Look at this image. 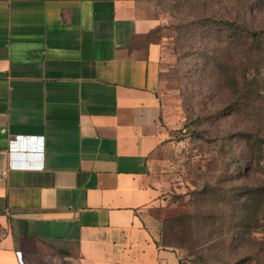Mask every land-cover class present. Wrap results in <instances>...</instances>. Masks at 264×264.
<instances>
[{
    "label": "crops",
    "instance_id": "obj_1",
    "mask_svg": "<svg viewBox=\"0 0 264 264\" xmlns=\"http://www.w3.org/2000/svg\"><path fill=\"white\" fill-rule=\"evenodd\" d=\"M161 23L150 0H0V264H179L153 213Z\"/></svg>",
    "mask_w": 264,
    "mask_h": 264
},
{
    "label": "rangeland",
    "instance_id": "obj_2",
    "mask_svg": "<svg viewBox=\"0 0 264 264\" xmlns=\"http://www.w3.org/2000/svg\"><path fill=\"white\" fill-rule=\"evenodd\" d=\"M150 1L165 30L158 241L164 222L185 264H264V0ZM27 263L71 264L41 246Z\"/></svg>",
    "mask_w": 264,
    "mask_h": 264
},
{
    "label": "trees",
    "instance_id": "obj_3",
    "mask_svg": "<svg viewBox=\"0 0 264 264\" xmlns=\"http://www.w3.org/2000/svg\"><path fill=\"white\" fill-rule=\"evenodd\" d=\"M209 21H212V23H214V24H217L218 26H221V27H231V28H234V27H239V24L238 23H236V22H234V21H230V20H225V19H222V18H209L208 19ZM245 28V27H244ZM160 30H161V33H162V35L161 36H163V32L165 31L164 30V26H161V28H160ZM253 35H255V34H253ZM239 169H240V171H243L244 169L243 168H241V167H239ZM211 189V186L209 185V184H206L203 188H202V192L203 191H208V190H210ZM248 193L246 192L242 197L241 196H239V197H241V199H243V197H245L246 195H247ZM227 203H229L230 202V200H228V198H227ZM227 203H223L224 205L225 204H227ZM236 206V205H235ZM179 222H175V224H173V222H171V225H172V232H174V234H175V239L177 240V237H176V233H177V231H176V225L178 224ZM161 225H162V230H161V233H160V235H161V239L157 242V245L159 246V247H163V248H175V249H179V250H184V248L182 247V246H178V243H176V242H174L175 244L172 246V242L173 241H169V239L167 238V229H169V225H168V227L166 228V226H165V223L164 222H162L161 223ZM170 225V226H171ZM229 226V228L232 230L233 229V227L231 226V225H228ZM186 259L184 258V257H179V264L180 263H182V262H184V263H186V261H185ZM192 260V259H191ZM201 261H202V264H203V262H204V260H202V258L200 259ZM200 260H198V262H200ZM195 261H197V260H195ZM195 261H193L192 260V263L193 264H196V262ZM188 263V262H187ZM201 263V262H200ZM204 264H207V263H204Z\"/></svg>",
    "mask_w": 264,
    "mask_h": 264
},
{
    "label": "built area",
    "instance_id": "obj_4",
    "mask_svg": "<svg viewBox=\"0 0 264 264\" xmlns=\"http://www.w3.org/2000/svg\"><path fill=\"white\" fill-rule=\"evenodd\" d=\"M3 175H6L7 174V171H4L2 173ZM19 259H20V262L22 263V257H21V254L19 253ZM23 264V263H22ZM180 264H185L184 262L180 263Z\"/></svg>",
    "mask_w": 264,
    "mask_h": 264
}]
</instances>
